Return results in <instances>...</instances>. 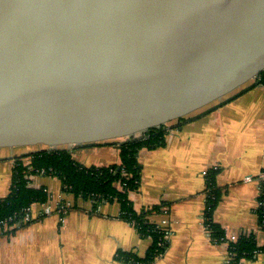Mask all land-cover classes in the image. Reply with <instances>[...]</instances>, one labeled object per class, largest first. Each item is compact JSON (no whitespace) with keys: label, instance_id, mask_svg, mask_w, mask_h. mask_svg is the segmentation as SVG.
Wrapping results in <instances>:
<instances>
[{"label":"water","instance_id":"95a60500","mask_svg":"<svg viewBox=\"0 0 264 264\" xmlns=\"http://www.w3.org/2000/svg\"><path fill=\"white\" fill-rule=\"evenodd\" d=\"M262 72L264 0H0V149L137 138Z\"/></svg>","mask_w":264,"mask_h":264},{"label":"crops","instance_id":"0c3cea01","mask_svg":"<svg viewBox=\"0 0 264 264\" xmlns=\"http://www.w3.org/2000/svg\"><path fill=\"white\" fill-rule=\"evenodd\" d=\"M164 130L163 146L137 153L138 188L127 194L135 213L149 212L144 222L158 236L160 252L151 260L146 258L152 234H141L118 201L75 198L57 177L34 174L29 184L42 187L48 200L31 205L29 223L0 235V264H232L230 244L242 236L255 240L258 253L238 264H264V232L256 214L264 173V87L238 91ZM70 152L85 167L120 163L116 141ZM22 155L0 152V167L6 168L0 171V198L10 192L13 158ZM211 169L218 171L221 192L213 212L223 232L220 242L211 239L204 217ZM65 203L69 207L60 216L58 207Z\"/></svg>","mask_w":264,"mask_h":264},{"label":"trees","instance_id":"16d2710c","mask_svg":"<svg viewBox=\"0 0 264 264\" xmlns=\"http://www.w3.org/2000/svg\"><path fill=\"white\" fill-rule=\"evenodd\" d=\"M256 85L264 87V72L247 88ZM179 121L184 122L185 119ZM164 128L165 126L150 129L139 138H129L126 141L116 143L120 163L107 167L82 166L73 159L68 149L36 151L16 157L10 192L6 197L0 198V221H6L8 218H13L14 222L19 221L23 209L48 200V195L42 187L35 188L29 184L28 177L43 170L46 175L57 177L64 187V192L72 194L75 198L93 199L96 202L118 201L125 212V218L136 222L141 234H152L154 243L146 258V260H151L153 255L160 252L156 247L158 236L155 232L152 233V226L144 222V217L149 212L135 213L127 201V194L138 188L140 167L137 161V153L143 148L152 150L163 146ZM25 159L28 161L27 164L24 163ZM217 172L215 169H211L205 176L208 199L204 215L205 225L214 242H220L223 238L222 230L213 221V212L221 196V192L216 185ZM155 209L157 208H154V211ZM256 214L258 216V227L264 232V194L258 198ZM12 224H9V226ZM5 233L7 232L2 231L0 235ZM257 251L255 240L252 237L242 236L235 243L230 244V262L238 264L242 259H253Z\"/></svg>","mask_w":264,"mask_h":264},{"label":"built area","instance_id":"2783aa9c","mask_svg":"<svg viewBox=\"0 0 264 264\" xmlns=\"http://www.w3.org/2000/svg\"><path fill=\"white\" fill-rule=\"evenodd\" d=\"M37 174H45V172L43 170L37 172ZM259 179L261 181V184H260V191H259V197L261 195L264 194V173H261L260 176H259ZM66 193V192H65ZM68 194V193H67ZM68 204H62L58 207V213L60 214V216H63L65 215V213L67 212V208H68ZM21 218L19 221H16L14 222L13 221V218H8L6 221H0V233L2 231H6V230H9V229H13L15 227H21L22 225H25L27 223H29L31 220H32V215H31V206L23 209L21 211ZM14 222V223H13ZM13 223V224H12ZM9 224H12L11 226H9ZM167 233H164V237L166 238L167 237ZM163 237V238H164ZM162 243V242H161ZM257 255L258 251L255 252Z\"/></svg>","mask_w":264,"mask_h":264},{"label":"rangeland","instance_id":"374dc122","mask_svg":"<svg viewBox=\"0 0 264 264\" xmlns=\"http://www.w3.org/2000/svg\"><path fill=\"white\" fill-rule=\"evenodd\" d=\"M127 139L125 140H118L116 141V143H120V142H123V141H126ZM39 149H41L40 147H29V148H18V149H13V150H9V149H0V152H1V155H7V156H15V155H27V154H30L32 153L33 151H38L39 152ZM65 149H68V148H65ZM70 150V148L68 149ZM16 157H14L13 159L15 160ZM15 163V162H14ZM6 168L3 166V167H0V171H5Z\"/></svg>","mask_w":264,"mask_h":264}]
</instances>
